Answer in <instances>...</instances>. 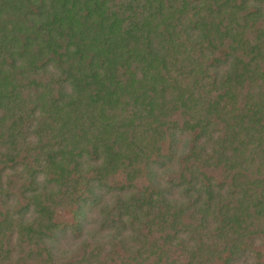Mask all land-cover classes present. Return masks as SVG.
I'll list each match as a JSON object with an SVG mask.
<instances>
[{"label": "trees", "instance_id": "obj_1", "mask_svg": "<svg viewBox=\"0 0 264 264\" xmlns=\"http://www.w3.org/2000/svg\"><path fill=\"white\" fill-rule=\"evenodd\" d=\"M0 264H264V0H0Z\"/></svg>", "mask_w": 264, "mask_h": 264}]
</instances>
